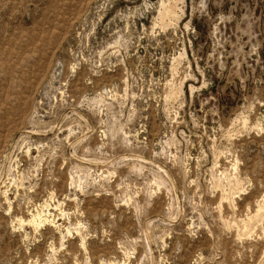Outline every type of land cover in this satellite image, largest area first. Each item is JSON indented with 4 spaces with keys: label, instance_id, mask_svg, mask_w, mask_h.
Returning <instances> with one entry per match:
<instances>
[{
    "label": "rangeland",
    "instance_id": "374dc122",
    "mask_svg": "<svg viewBox=\"0 0 264 264\" xmlns=\"http://www.w3.org/2000/svg\"><path fill=\"white\" fill-rule=\"evenodd\" d=\"M0 264H264V0H0Z\"/></svg>",
    "mask_w": 264,
    "mask_h": 264
},
{
    "label": "bare ground",
    "instance_id": "6f19581e",
    "mask_svg": "<svg viewBox=\"0 0 264 264\" xmlns=\"http://www.w3.org/2000/svg\"><path fill=\"white\" fill-rule=\"evenodd\" d=\"M167 7V6H166ZM169 9V8H168ZM172 11V10H171ZM167 12V11H166ZM170 13V12H169ZM251 222V221H250Z\"/></svg>",
    "mask_w": 264,
    "mask_h": 264
}]
</instances>
